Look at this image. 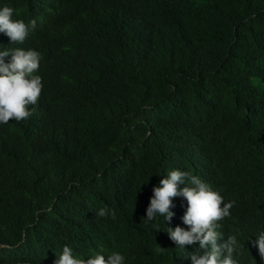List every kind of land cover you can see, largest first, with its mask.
Instances as JSON below:
<instances>
[{
	"label": "trees",
	"instance_id": "trees-1",
	"mask_svg": "<svg viewBox=\"0 0 264 264\" xmlns=\"http://www.w3.org/2000/svg\"><path fill=\"white\" fill-rule=\"evenodd\" d=\"M0 5L35 20L14 48L41 53L43 82L31 117L0 124V264H55L64 245L85 260L106 249L126 264H191L198 245L181 252L162 218L144 221L173 169L235 201L219 243L239 233V259L260 263L264 0ZM172 203L166 226L187 229L186 201ZM104 206L114 217L96 214Z\"/></svg>",
	"mask_w": 264,
	"mask_h": 264
},
{
	"label": "clouds",
	"instance_id": "clouds-1",
	"mask_svg": "<svg viewBox=\"0 0 264 264\" xmlns=\"http://www.w3.org/2000/svg\"><path fill=\"white\" fill-rule=\"evenodd\" d=\"M15 14V8L0 5V33L9 38L1 40L7 48L0 47V124H7L9 120L24 121L31 117L33 110L30 106L37 104L43 89L42 76L39 74L41 53L34 49L14 48V43L22 44L25 41L36 22L31 20L26 23L23 19H14ZM152 193L144 221L156 225L162 218L163 232L181 252L185 253L186 245H198L197 250L188 255L191 264H247L239 259L243 247L239 233L229 235L225 242L219 243L223 232L219 230L218 222L231 215L234 200L226 202L220 191L214 190L200 177L180 169L167 172L159 185L153 187ZM175 197H182L186 201L181 220L187 229L167 227L165 224H170L175 215L170 210L174 207L172 198ZM96 214L100 217L115 215L107 206L99 208ZM254 237L252 247L258 250L259 264H264V230ZM55 264H126V256L116 250L109 252L100 249L85 260L72 247L64 245Z\"/></svg>",
	"mask_w": 264,
	"mask_h": 264
}]
</instances>
